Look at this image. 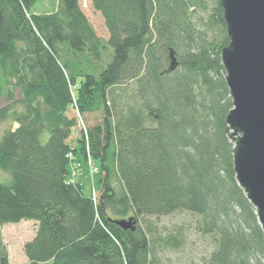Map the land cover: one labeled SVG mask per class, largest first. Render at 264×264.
Masks as SVG:
<instances>
[{"label":"trees","instance_id":"16d2710c","mask_svg":"<svg viewBox=\"0 0 264 264\" xmlns=\"http://www.w3.org/2000/svg\"><path fill=\"white\" fill-rule=\"evenodd\" d=\"M35 1L0 0V121L17 124L0 134V264H11L2 224L23 219L36 224L22 246L28 264H159L149 225L114 220L176 210L214 236L198 264H264V231L225 132L219 0H90L106 41L79 0L48 13L32 12ZM85 136L94 180L68 168L86 162Z\"/></svg>","mask_w":264,"mask_h":264},{"label":"water","instance_id":"95a60500","mask_svg":"<svg viewBox=\"0 0 264 264\" xmlns=\"http://www.w3.org/2000/svg\"><path fill=\"white\" fill-rule=\"evenodd\" d=\"M228 42L220 52L232 107L225 132L233 143L235 180L255 209L264 231V0H219ZM168 70L178 59L168 50ZM134 230L133 216L114 220Z\"/></svg>","mask_w":264,"mask_h":264},{"label":"rangeland","instance_id":"374dc122","mask_svg":"<svg viewBox=\"0 0 264 264\" xmlns=\"http://www.w3.org/2000/svg\"><path fill=\"white\" fill-rule=\"evenodd\" d=\"M80 6L93 25L96 34L103 40L108 39V30L105 26L101 13L95 10L90 0H79ZM56 0H36L32 6V12L47 13L55 9ZM205 16V14H203ZM18 90L15 89V98H18ZM4 97L0 98V107L6 104ZM70 114V113H69ZM16 122L5 120L0 121V134L6 128L16 127ZM74 132V131H73ZM77 134V130L75 131ZM48 133H45V140ZM74 137V134L71 136ZM76 137V136H75ZM70 142V140H69ZM89 146V145H88ZM94 163L97 165V161ZM82 169H86L83 160ZM72 165L69 162L68 168L71 173ZM6 176L0 171V181ZM96 175H94L95 178ZM85 194H89L90 179L82 176ZM115 186L121 185L115 179ZM197 214L187 210H176L166 215H146L139 219L138 223L142 228L149 225L151 231L149 235L155 236L154 252L159 260V264H198L203 257H207L215 247V239L211 234H203L194 227ZM33 220L23 219L19 222H6L1 226L3 238L7 244L8 252L12 264H28L22 246L24 242L34 235ZM26 260V262H25ZM40 264H52L51 261H43Z\"/></svg>","mask_w":264,"mask_h":264},{"label":"built area","instance_id":"2783aa9c","mask_svg":"<svg viewBox=\"0 0 264 264\" xmlns=\"http://www.w3.org/2000/svg\"><path fill=\"white\" fill-rule=\"evenodd\" d=\"M86 134V132H85ZM86 148H87V166L89 168V172L90 174H92L93 172H96L97 171V167L95 166L94 162L92 161L91 157H90V153H89V146H88V143H86ZM68 157V159L70 160L71 158H73V155L71 154V152L67 153L66 155ZM71 165L73 168H77L80 163L78 161H71ZM97 192L96 191H92V196H93V199L97 201Z\"/></svg>","mask_w":264,"mask_h":264},{"label":"bare ground","instance_id":"6f19581e","mask_svg":"<svg viewBox=\"0 0 264 264\" xmlns=\"http://www.w3.org/2000/svg\"><path fill=\"white\" fill-rule=\"evenodd\" d=\"M47 13H48V12H47ZM85 135H86V134H85ZM86 143H88V145H89V142H88V138H87V136H85V145H86ZM86 152H87V148H86ZM87 174L93 176V180H94L95 172H93L92 174H90V172H89V168H87ZM93 183H94V181H93Z\"/></svg>","mask_w":264,"mask_h":264},{"label":"crops","instance_id":"0c3cea01","mask_svg":"<svg viewBox=\"0 0 264 264\" xmlns=\"http://www.w3.org/2000/svg\"><path fill=\"white\" fill-rule=\"evenodd\" d=\"M86 170V169H85ZM84 173V172H83ZM33 224H34V233H35V229H36V224H35V222H33ZM34 236V235H33ZM32 236V237H33ZM8 255H9V252H8ZM27 258V257H26ZM9 259H10V262H11V258H10V255H9ZM25 262H26V260H25ZM11 264H12V262H11Z\"/></svg>","mask_w":264,"mask_h":264}]
</instances>
